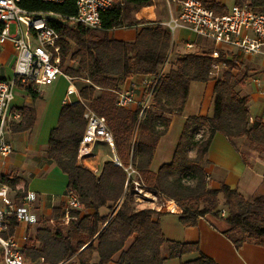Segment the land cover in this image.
<instances>
[{"label": "trees", "instance_id": "16d2710c", "mask_svg": "<svg viewBox=\"0 0 264 264\" xmlns=\"http://www.w3.org/2000/svg\"><path fill=\"white\" fill-rule=\"evenodd\" d=\"M234 1L264 12V0ZM202 3L219 10L215 3ZM151 4L152 0H113L111 7L102 13L99 30L48 19V24L59 34L60 68L73 80L81 81L75 84L81 101L61 107L57 126L49 136V156L67 175V190L76 193L82 210L92 212L84 215L80 211L71 212L76 219L67 224L60 222L64 215L61 208H54L48 218H40L41 226L36 229L35 237L28 238L23 248L24 256L30 261L42 258L45 264H70L75 259L76 264H90L96 252L97 264H107L117 253L116 264H163L161 247L166 244L168 258L196 254L180 264H216L200 252L197 243L166 239L158 220L161 212L138 208L124 170L128 165L138 172L147 191L162 200H173L181 208L178 214L181 224L192 226L199 217L210 216L227 224L222 233L235 248L245 242L264 246V197L247 200L224 184L208 187L203 169L204 156L216 132L232 143L245 137L249 145L264 152V124L249 126L248 98L237 90L245 75L233 59L223 54L212 58L209 53H187L160 73L171 47L170 30L158 22L131 18V13ZM19 5L32 12L52 11L62 16L76 13L75 0L61 4L20 0ZM121 26L137 28L134 41L109 37L110 30ZM68 61L75 66L67 64ZM215 63H224L226 70L214 84L212 114L187 117L172 160L152 172L149 168L154 149L169 125L167 115L182 111L190 82H207ZM132 75H153V80H157L153 89L149 88L150 103L143 111L140 106L130 109L116 104L118 81ZM83 104L106 118L121 166L107 160L95 174L77 163L85 130ZM27 111L30 109L23 110L22 115ZM31 124L32 119H26L14 130H26ZM199 131L203 135L197 139ZM193 148L196 154L191 157L189 150ZM0 181L12 189L15 187L16 181L7 175L0 174ZM219 195L227 208L225 216L220 214L222 208L217 209ZM118 203L111 217L99 214L100 208L114 210ZM50 220L53 226L45 225ZM15 224L12 220L9 234ZM129 239L131 243L126 246Z\"/></svg>", "mask_w": 264, "mask_h": 264}, {"label": "crops", "instance_id": "0c3cea01", "mask_svg": "<svg viewBox=\"0 0 264 264\" xmlns=\"http://www.w3.org/2000/svg\"><path fill=\"white\" fill-rule=\"evenodd\" d=\"M159 1L152 0L149 6L141 7L133 17L138 21L167 22L160 18ZM170 1V10L177 13L179 0ZM202 2L215 3L218 6L217 13H225L234 0H201ZM174 4L172 8L171 5ZM169 12V8H168ZM137 28L118 27L108 32L110 38L125 42H132L136 38ZM191 45V47H188ZM212 45L203 38L196 36L186 29L178 28L171 34V47L167 54L170 58H181L187 53L204 54L211 51ZM238 66L245 79L237 86L241 96L248 98V123L249 126L264 124V54L245 55L239 51H232L228 55ZM15 52L12 43L6 40L0 46V79L11 80L13 78V65ZM160 68V73L166 71L171 65L168 61ZM73 66L75 63L71 62ZM234 74L236 71L233 72ZM212 75V74H210ZM153 75H132L118 81V92L130 90L138 102H145V90L153 81ZM215 77L210 76L207 82H190L188 96L180 113L167 115L169 125L166 133L161 136L156 144L150 163V170L157 172L158 168L169 163L180 137L185 119L189 116H208L213 110V91ZM81 82L73 80L76 83ZM68 83L62 76L58 77L50 85L32 86L18 80L14 84V96L9 103L7 111L8 130L7 139L12 144V152L0 161V174L7 175L16 181L12 189L15 196L20 197L23 191H32L36 194L33 204L37 215L35 224L16 223L13 226V237L24 248L28 238L35 237L36 229L41 226L40 218H48L52 215L54 208H63L65 192L68 186L67 175L55 164L49 156V136L57 126L63 97ZM77 89V88H76ZM34 94V96L32 95ZM149 100V99H148ZM81 101L78 94H72L68 103ZM139 105L131 104L126 108L134 109ZM30 109L22 115V111ZM32 119L31 127L26 130H14V127ZM203 131H199L196 138H200ZM237 138L230 142L222 133L216 132L208 146L204 156L203 169L208 175V187L218 188L221 184L236 190L247 200L258 196L264 197V152L257 150L254 146L247 145L248 154L244 155ZM246 140V139H245ZM238 141V142H237ZM196 149L189 150V156L194 157ZM118 160L115 148H110L105 142L96 141L88 146V153L77 154V163L84 166L95 174L101 171L105 161ZM137 202L140 208L148 207L162 214L158 217L159 224L165 238L183 243H197L201 253L211 258L216 264H264V246L251 242L243 243L235 248L233 243L222 233L227 224L222 220H214L210 216L199 217L195 224L186 226L179 222L178 212H167L164 209L162 199L153 198ZM219 197H222L219 195ZM172 202L168 208L172 207ZM175 211V210H170ZM91 210H80V214L91 213ZM113 210L107 207L99 209L101 216H111ZM54 224L53 220L45 222V225ZM214 225V226H213ZM7 235V234H4ZM23 237L26 240H23ZM132 239L126 242V246ZM119 253L115 254L107 264H116ZM161 255L165 258L163 264H180L181 261L194 257L196 254L179 258H168V247H161ZM25 257V256H24ZM1 260V249H0ZM74 260V259H73ZM45 264L42 258L30 261L25 257V264ZM75 261V260H74ZM97 253L94 252L90 264H97Z\"/></svg>", "mask_w": 264, "mask_h": 264}, {"label": "built area", "instance_id": "2783aa9c", "mask_svg": "<svg viewBox=\"0 0 264 264\" xmlns=\"http://www.w3.org/2000/svg\"><path fill=\"white\" fill-rule=\"evenodd\" d=\"M41 1L61 4L66 0ZM165 1L169 8V20L158 23L167 27L171 34L181 28L208 41L212 45L209 52L212 58H218L223 54L229 59L231 57L228 55L232 51H239L245 55L264 54V12H256L246 4H234L225 13H216L213 9L206 7L201 0H179V10L175 14L170 10V1ZM19 2L20 0H0V46L9 40L15 52L13 78L11 80L0 79V161L8 156L13 149L6 133L8 130L7 111L14 96L16 80L35 87L50 85L62 76L68 83L62 99L63 103H68L70 96L77 94L73 78L64 74L60 68L59 34L48 24V19L67 21L73 25L80 24L89 29L99 30L102 26V13L113 4V0H75L76 13L72 16H62L52 11H28L23 9ZM10 24L15 25L14 34H10ZM219 65L225 66L224 63H215L212 69L218 68ZM156 81L151 82L152 89ZM150 93L151 91L149 96ZM148 99L143 103L138 102L132 91L125 90L117 92L116 104L120 108L136 104L143 111L148 107ZM83 105L85 108L83 113L85 130L78 152L80 154L88 153V146L96 141L105 142L110 148H113V136L107 126L106 118L97 114L86 104ZM115 163L121 166L117 159H115ZM124 170L133 188L135 201L149 200L151 193L147 191L138 172L131 165H128ZM206 178L208 180V175ZM153 198L156 197L153 196ZM35 201L36 194L34 192L23 191L17 198L10 186L0 181V249L3 264H25L23 247L12 234H9V229L12 220L25 224L37 222V215L33 208ZM170 201L174 204L175 211L168 209L167 205ZM118 205L119 203L111 216ZM163 206L167 212H181V208L173 200L164 199ZM80 210H82V205L76 193L73 190H66L61 224H67L71 219H76L71 212ZM220 214L225 216V209L222 208ZM23 240L26 238L23 237Z\"/></svg>", "mask_w": 264, "mask_h": 264}, {"label": "rangeland", "instance_id": "374dc122", "mask_svg": "<svg viewBox=\"0 0 264 264\" xmlns=\"http://www.w3.org/2000/svg\"><path fill=\"white\" fill-rule=\"evenodd\" d=\"M171 3V2H170ZM159 10H160V18L163 20V21H167V20H169V12H168V7H167V4H166V1L165 0H162V1H159ZM171 7L173 8L174 7V4H172L171 5ZM132 15H131V18L133 17V15H134V13H131ZM134 18V17H133ZM9 31H10V34H14L15 33V25L14 24H10L9 25ZM206 53H208V51L206 52ZM173 61V59L172 58H170V60L168 61V63H171ZM67 64H72L71 63V61H68L67 62ZM169 68V65L167 66V69ZM167 69H166V71H167ZM226 70V67L225 66H222V65H219L218 66V68H214V69H212V75H210V76H212V77H215V76H217L218 74L221 76L222 74H223V72ZM234 72V71H233ZM151 87V83H149V85H148V87L146 88V90H145V96H147V98L149 97V88ZM148 103H150V101H148ZM240 138H245V137H240ZM246 139V138H245ZM245 139H243V140H239V144H245V146L246 147H241V149H242V151H243V153H244V155H246L247 156V154H248V149H247V145L249 144L248 143V141H247V139L245 140ZM238 142V141H237ZM159 199V198H158ZM161 199V198H160ZM163 201V200H162ZM169 203H171V201L169 202ZM142 204H145V202H142ZM168 206V205H167ZM172 206H174V204H172ZM138 208H140V207H138ZM143 208H145V207H143ZM219 208H224L225 209V214H226V210H227V208H226V206H224L223 205V198L222 197H219V201H218V206H217V209H219ZM49 225H52L53 226V224H49ZM75 260V259H74ZM73 259H71L70 260V264H76V261H74ZM27 264H32L31 262H29V261H27L26 262ZM0 264H3V262H2V259L0 260ZM36 264V263H35Z\"/></svg>", "mask_w": 264, "mask_h": 264}, {"label": "bare ground", "instance_id": "6f19581e", "mask_svg": "<svg viewBox=\"0 0 264 264\" xmlns=\"http://www.w3.org/2000/svg\"><path fill=\"white\" fill-rule=\"evenodd\" d=\"M168 207V206H167ZM169 210H175V206H172L171 208H168Z\"/></svg>", "mask_w": 264, "mask_h": 264}]
</instances>
